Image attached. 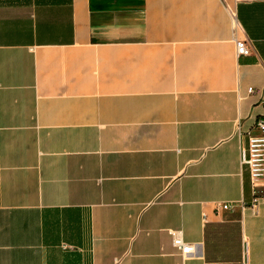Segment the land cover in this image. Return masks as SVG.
I'll use <instances>...</instances> for the list:
<instances>
[{"label":"crops","instance_id":"obj_1","mask_svg":"<svg viewBox=\"0 0 264 264\" xmlns=\"http://www.w3.org/2000/svg\"><path fill=\"white\" fill-rule=\"evenodd\" d=\"M263 102L264 0H0V264H264Z\"/></svg>","mask_w":264,"mask_h":264},{"label":"built area","instance_id":"obj_2","mask_svg":"<svg viewBox=\"0 0 264 264\" xmlns=\"http://www.w3.org/2000/svg\"><path fill=\"white\" fill-rule=\"evenodd\" d=\"M230 18L232 19L233 27L236 26V14L234 9L229 10ZM235 46V55H248L249 48L245 45L243 40L233 38ZM252 88L249 87L248 92ZM264 104V102H263ZM255 130L257 133L253 134L250 131ZM237 134L239 136V157L241 168L247 167L250 172L251 184L259 181H264V118L257 117L254 119L252 127L249 130H243L239 122L237 123ZM231 205L221 202L217 204V211L224 209L228 210ZM170 238H172V245L176 247L183 257H190L194 251L193 244L185 243L181 237L179 230L169 231ZM244 263L247 260V251L244 248Z\"/></svg>","mask_w":264,"mask_h":264}]
</instances>
